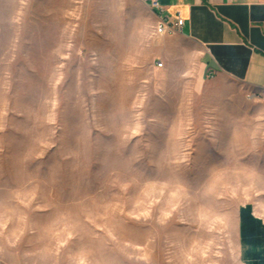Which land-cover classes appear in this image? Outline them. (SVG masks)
<instances>
[{"label":"rangeland","instance_id":"obj_1","mask_svg":"<svg viewBox=\"0 0 264 264\" xmlns=\"http://www.w3.org/2000/svg\"><path fill=\"white\" fill-rule=\"evenodd\" d=\"M151 11L0 0V264H241L264 93L203 76Z\"/></svg>","mask_w":264,"mask_h":264},{"label":"crops","instance_id":"obj_2","mask_svg":"<svg viewBox=\"0 0 264 264\" xmlns=\"http://www.w3.org/2000/svg\"><path fill=\"white\" fill-rule=\"evenodd\" d=\"M157 1L165 14H180L178 35L196 46L203 76L225 77L264 93V0ZM151 10L157 22L158 11ZM238 253L241 264H264V222L248 209L239 213Z\"/></svg>","mask_w":264,"mask_h":264},{"label":"built area","instance_id":"obj_3","mask_svg":"<svg viewBox=\"0 0 264 264\" xmlns=\"http://www.w3.org/2000/svg\"><path fill=\"white\" fill-rule=\"evenodd\" d=\"M148 4L152 5V8L159 13V27L157 28V36L173 35L177 31H181L183 25V19L180 14L177 13L174 16L165 14V9L161 7L157 0H145ZM158 64V67H161Z\"/></svg>","mask_w":264,"mask_h":264},{"label":"bare ground","instance_id":"obj_4","mask_svg":"<svg viewBox=\"0 0 264 264\" xmlns=\"http://www.w3.org/2000/svg\"><path fill=\"white\" fill-rule=\"evenodd\" d=\"M149 6H150L151 9H153L151 4H149ZM153 10H155V9H153ZM180 32H181V31H177V32L173 33V35H175V34H179Z\"/></svg>","mask_w":264,"mask_h":264}]
</instances>
